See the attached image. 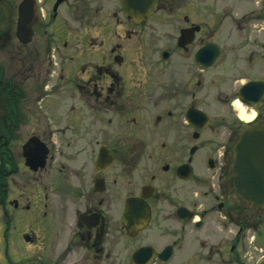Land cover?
Returning a JSON list of instances; mask_svg holds the SVG:
<instances>
[{
  "label": "flooded vegetation",
  "instance_id": "1",
  "mask_svg": "<svg viewBox=\"0 0 264 264\" xmlns=\"http://www.w3.org/2000/svg\"><path fill=\"white\" fill-rule=\"evenodd\" d=\"M3 1L0 264H264V0Z\"/></svg>",
  "mask_w": 264,
  "mask_h": 264
},
{
  "label": "water",
  "instance_id": "2",
  "mask_svg": "<svg viewBox=\"0 0 264 264\" xmlns=\"http://www.w3.org/2000/svg\"><path fill=\"white\" fill-rule=\"evenodd\" d=\"M8 20V5L0 0V31L7 27ZM17 36L23 41L21 29ZM250 92L249 84L242 85L239 97L243 103L254 97ZM233 161V189L246 205L264 212V125L240 136L233 149Z\"/></svg>",
  "mask_w": 264,
  "mask_h": 264
},
{
  "label": "bare ground",
  "instance_id": "3",
  "mask_svg": "<svg viewBox=\"0 0 264 264\" xmlns=\"http://www.w3.org/2000/svg\"><path fill=\"white\" fill-rule=\"evenodd\" d=\"M238 104V103H237Z\"/></svg>",
  "mask_w": 264,
  "mask_h": 264
}]
</instances>
